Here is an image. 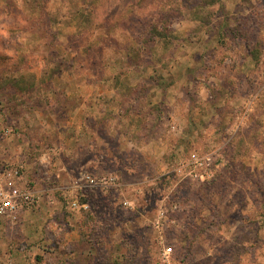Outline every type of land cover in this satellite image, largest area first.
<instances>
[{
	"label": "rangeland",
	"instance_id": "1",
	"mask_svg": "<svg viewBox=\"0 0 264 264\" xmlns=\"http://www.w3.org/2000/svg\"><path fill=\"white\" fill-rule=\"evenodd\" d=\"M11 170L0 264H264V0H0Z\"/></svg>",
	"mask_w": 264,
	"mask_h": 264
},
{
	"label": "built area",
	"instance_id": "2",
	"mask_svg": "<svg viewBox=\"0 0 264 264\" xmlns=\"http://www.w3.org/2000/svg\"><path fill=\"white\" fill-rule=\"evenodd\" d=\"M18 170H11L0 175V218L12 219L18 213L31 210L37 204L34 191L28 186H21ZM87 182L95 186L94 180L87 177ZM110 182L102 180L101 186ZM167 253L170 249H167Z\"/></svg>",
	"mask_w": 264,
	"mask_h": 264
},
{
	"label": "crops",
	"instance_id": "3",
	"mask_svg": "<svg viewBox=\"0 0 264 264\" xmlns=\"http://www.w3.org/2000/svg\"><path fill=\"white\" fill-rule=\"evenodd\" d=\"M25 212H27V211H25ZM25 212L22 211V212L19 213V215H21V214H23V213H25Z\"/></svg>",
	"mask_w": 264,
	"mask_h": 264
}]
</instances>
